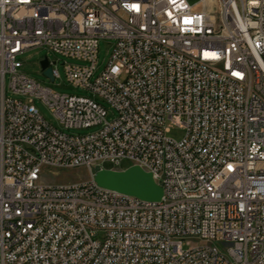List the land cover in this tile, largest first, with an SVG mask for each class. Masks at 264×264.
Here are the masks:
<instances>
[{"label":"built area","instance_id":"2783aa9c","mask_svg":"<svg viewBox=\"0 0 264 264\" xmlns=\"http://www.w3.org/2000/svg\"><path fill=\"white\" fill-rule=\"evenodd\" d=\"M101 37L115 44L92 79ZM37 46L81 61L68 81L116 115L21 72ZM34 98L98 128L60 130ZM122 156L145 161L161 200L107 196L93 175L42 181ZM0 264H264V0H0Z\"/></svg>","mask_w":264,"mask_h":264},{"label":"rangeland","instance_id":"374dc122","mask_svg":"<svg viewBox=\"0 0 264 264\" xmlns=\"http://www.w3.org/2000/svg\"><path fill=\"white\" fill-rule=\"evenodd\" d=\"M198 0H189L191 4L197 2ZM115 44V40L109 37H101L98 41V57H97V69L92 77L99 76L102 71L105 69L106 65L108 64L112 50ZM44 57H48L50 61H56L53 64V67L58 70L59 77L55 78L54 80L51 79L47 74L44 73L41 60ZM18 59L22 62L21 72L25 73L30 78L35 79L37 82H40L42 85L51 88L55 92L60 93H68V94H78V95H86L96 100L100 101L108 110V119H112L116 113L114 108L98 95L94 94L92 91L88 89H84L79 86L73 85L70 81H68L66 77V63H81V61L77 59H73L71 57H66L55 51L49 49L47 46H37L30 48L20 54ZM9 79V77H8ZM8 95L13 98H21L25 101H28L30 97L22 96L19 94L12 93L11 91L8 92ZM33 103L43 115V117L53 126L57 127L60 130H63L70 134H87L93 132L98 127H88V128H77L71 127L67 128L63 123H61L60 119L54 114L51 107L46 104L40 98H34ZM168 136L180 140L185 135V129L174 126L170 129ZM131 161L128 159H123L120 162V170L125 169L131 166ZM105 166L112 167L109 163H105ZM42 174V181L45 183L50 184H60V183H72V182H81L87 181L91 179L92 173L86 166H78V167H63V168H50L44 167ZM186 247V246H185Z\"/></svg>","mask_w":264,"mask_h":264},{"label":"water","instance_id":"95a60500","mask_svg":"<svg viewBox=\"0 0 264 264\" xmlns=\"http://www.w3.org/2000/svg\"><path fill=\"white\" fill-rule=\"evenodd\" d=\"M41 66L44 73L53 79L47 58L41 60ZM91 173L97 184L109 189L152 201H159L163 196V188L154 180L152 173L139 165H131L122 170L96 165L91 168Z\"/></svg>","mask_w":264,"mask_h":264},{"label":"bare ground","instance_id":"6f19581e","mask_svg":"<svg viewBox=\"0 0 264 264\" xmlns=\"http://www.w3.org/2000/svg\"><path fill=\"white\" fill-rule=\"evenodd\" d=\"M123 159H128L129 161H131V156H122V157L119 159V167H120V162H121ZM138 165L141 166L143 169H145V161H138ZM106 195H107V196H115V190H113V189H109V188H106Z\"/></svg>","mask_w":264,"mask_h":264}]
</instances>
